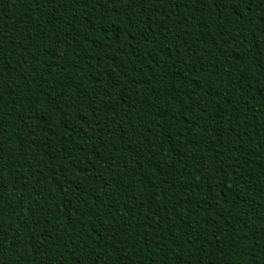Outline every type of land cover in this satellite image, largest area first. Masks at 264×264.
Wrapping results in <instances>:
<instances>
[{
	"label": "trees",
	"instance_id": "trees-1",
	"mask_svg": "<svg viewBox=\"0 0 264 264\" xmlns=\"http://www.w3.org/2000/svg\"><path fill=\"white\" fill-rule=\"evenodd\" d=\"M0 264H264V0H0Z\"/></svg>",
	"mask_w": 264,
	"mask_h": 264
}]
</instances>
